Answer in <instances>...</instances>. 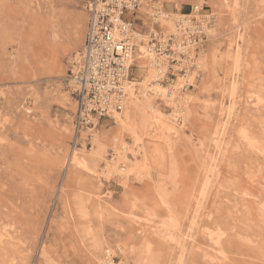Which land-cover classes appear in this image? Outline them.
Segmentation results:
<instances>
[{
  "label": "rangeland",
  "instance_id": "rangeland-1",
  "mask_svg": "<svg viewBox=\"0 0 264 264\" xmlns=\"http://www.w3.org/2000/svg\"><path fill=\"white\" fill-rule=\"evenodd\" d=\"M89 1L0 0V264H95L93 245L100 240L113 249L115 263L135 264L139 242L129 235L125 197L156 213L155 221L169 216L176 223L172 242L150 231L152 252L145 262L264 264V155L245 138L260 143L264 135V0H239L234 13L222 0H139L132 32L167 57L162 84L175 83L185 70L174 68L173 35L153 20L154 11L190 16L193 30L187 32L200 64L196 68L193 60L189 67L194 79L182 92L192 100L177 139L169 140L171 151L143 136L152 175L140 180L103 175L102 157L110 159L115 136L110 118L93 116L92 125L75 127L77 103L66 79L83 44L87 21L82 39L74 33L82 25L78 19L87 18ZM199 18L214 34L202 32ZM239 32L236 105L221 134L219 115L228 107L221 93H229L233 64L226 48ZM165 36L170 38L161 43ZM131 46L134 58L137 47ZM144 68L140 61L131 64V80L142 81ZM257 95L261 102L255 107L245 103V96ZM93 133L107 143L102 157L94 154ZM73 149L84 150L91 170L69 162ZM159 185L165 204L155 192ZM105 193L111 196L104 206ZM216 235L219 244L211 240ZM122 242L120 262L115 247Z\"/></svg>",
  "mask_w": 264,
  "mask_h": 264
},
{
  "label": "bare ground",
  "instance_id": "bare-ground-1",
  "mask_svg": "<svg viewBox=\"0 0 264 264\" xmlns=\"http://www.w3.org/2000/svg\"><path fill=\"white\" fill-rule=\"evenodd\" d=\"M238 1L239 0H222V4L227 10L233 12L236 10V7L239 4ZM197 8L198 6L195 7V9ZM149 13L152 12L149 11ZM154 15L155 18L153 20L159 22L162 26H165V28H167L168 31L171 33L170 35H173V38H171L172 44L170 46L171 49L175 52L174 55H176L177 60V66H175L174 68H184V75L181 78L177 79L175 83L170 84L168 86H164L162 84V78L169 64L167 57L164 54H155V51H153V45L146 43L145 36H138L133 34L132 31L129 32L128 44L130 46L134 44L137 48L134 58L132 57L133 55L131 49L128 63L133 64L136 61H140L145 66V75L143 80L140 82L129 80L124 85L125 98L122 109L120 111L112 110L108 112V116L114 124L113 132L115 135L111 140L112 143L110 144L112 153L109 160H105L101 156L107 143H104V141L100 138L98 134L93 133L91 135V143L95 147V149H93L94 154L102 157V161L104 162V166L102 169L103 175L107 177H110L112 175H122L125 180H128L131 176L140 180L143 178H148L150 175H152L147 165V158L144 154L145 140L143 136L147 135L150 136L152 139L155 138L157 140L162 141L165 144L166 150L170 152L172 145L169 140L177 139L180 129L182 130L184 126V122L187 115L186 110L189 106L190 101L192 100V97L190 95L182 92L184 84L191 83L194 79V71L190 72L189 70L190 65L193 63V60L195 61L194 63L196 68L200 67L198 59L194 58L193 47L195 46V44L192 43V41L189 39V33L187 32V28L192 29L191 21L189 19L190 16H178L176 14L169 16L161 11H154L153 16ZM84 20L87 21V18H85L84 15L78 19L77 24H80L82 22V25L79 27L77 26L75 28L74 33L75 36L77 35L76 37L81 39L83 33L82 30L84 28L83 26L85 24ZM199 20L201 25L200 29L203 33H209L211 35L214 34V30L211 29L212 26H209V24L205 23V21L201 18H199ZM113 33V37L117 39V35L119 34H117L116 28L113 29ZM153 33L155 34L156 32L153 31ZM181 35L185 38L183 42H181V39L178 38ZM169 38L170 37L168 36H165L163 39L161 38V43L165 40L168 41ZM242 41V35L241 32H239L235 34V38L233 39V41L231 40L227 43V56L232 60L233 64L231 71L229 72L228 78L226 79L230 86L229 93L227 95L221 93L223 94L221 103L224 102L228 105V107L226 106L227 109L223 107V109L225 110L219 115L221 116V124H223V128L221 127V134L224 133L226 124L231 121L232 113L236 105V91L239 79L238 62L240 60L242 51ZM178 54H180L181 56L179 57ZM231 54L233 55V58H231ZM76 58L77 53L73 56L71 64L77 60ZM224 89L222 90V92H224ZM244 99L246 104H250L253 107H255L258 103L261 102L259 95L254 97L245 96ZM157 100H160L161 102L165 103L170 107L169 114L163 113L162 108L157 105ZM26 110L29 109L26 108ZM126 137L129 138V140L131 141L129 144L125 141ZM216 137L219 136L216 135ZM245 138H247V143L251 147L260 150V152L264 155V135L262 136V141L260 143L255 140L248 139V137ZM221 143L222 140L220 143H216L217 147H214V149H219L221 147ZM69 162L72 165H77L85 169H90L87 165L84 150L73 149L69 154ZM91 173L95 175L96 182L101 185L102 181L100 179L99 174H97L95 170H92ZM158 176L161 175L159 174ZM207 185L208 181H205L204 186ZM155 192L156 195L159 197L160 201L165 204L166 199L163 185L156 186ZM110 196V193H105V199L103 203L104 206L107 202V198ZM125 198L128 205V212L125 214V217L127 223L130 225L131 228L129 231V235L131 236L132 240H137L139 242V254L136 255L135 264H150L151 261L145 262L147 257H149L152 252L153 241L150 236V231L153 230L154 234L159 236L161 235L164 240H167V238H169V240H171L172 242L174 237L171 233V229L172 227L176 226V223L169 216L166 218V220L155 221V218L157 217L156 213H153L151 212V210H147L146 208H143L142 206L133 202L132 197ZM197 203L199 204V202ZM82 213H80V217L83 216ZM156 224L157 226H155ZM85 230L86 231L84 232L88 234L90 231H92L91 229ZM219 236L220 235H216L217 239L211 238V240L215 241L216 244H219ZM93 247L94 250L91 257L95 264H117L113 261L112 258L113 249L109 248L107 244L101 242L100 240L95 243ZM115 250H117L119 252V255L122 257L120 259V262H122L125 259L126 244L123 242L117 244ZM130 252H133V250H130ZM179 264H182L181 260L179 261Z\"/></svg>",
  "mask_w": 264,
  "mask_h": 264
},
{
  "label": "built area",
  "instance_id": "built-area-1",
  "mask_svg": "<svg viewBox=\"0 0 264 264\" xmlns=\"http://www.w3.org/2000/svg\"><path fill=\"white\" fill-rule=\"evenodd\" d=\"M139 4V0H90L86 4L83 44L66 79L77 103V129L92 125L93 116L109 119V111L123 107L124 85L131 80L128 34L133 30ZM114 28L117 39L113 37Z\"/></svg>",
  "mask_w": 264,
  "mask_h": 264
}]
</instances>
